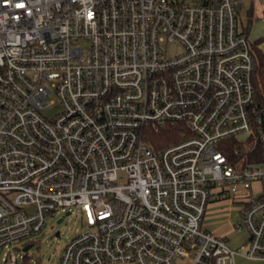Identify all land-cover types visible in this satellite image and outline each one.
Returning a JSON list of instances; mask_svg holds the SVG:
<instances>
[{
    "label": "built area",
    "instance_id": "built-area-1",
    "mask_svg": "<svg viewBox=\"0 0 264 264\" xmlns=\"http://www.w3.org/2000/svg\"><path fill=\"white\" fill-rule=\"evenodd\" d=\"M241 4L0 0L7 264L50 213L75 208L91 209L95 228L74 236L58 264L264 259V81ZM174 43L182 51L171 54ZM53 93L61 110L50 117ZM167 125L181 139L156 146L148 132ZM231 197L235 228L248 231L238 248L204 226L209 204Z\"/></svg>",
    "mask_w": 264,
    "mask_h": 264
},
{
    "label": "rangeland",
    "instance_id": "rangeland-1",
    "mask_svg": "<svg viewBox=\"0 0 264 264\" xmlns=\"http://www.w3.org/2000/svg\"><path fill=\"white\" fill-rule=\"evenodd\" d=\"M253 6V9L256 11H261L264 16V0H242L241 4V17L245 20L247 9ZM240 28L242 25L240 23ZM260 48L264 53V40L260 42ZM170 53L180 52L182 51V47L179 43H174L169 46ZM49 104L51 105L48 109L45 110V114L47 116H53L57 112L61 110V104L58 102V98L55 93H53L48 98ZM54 102V103H52ZM243 137V136H242ZM127 181V176L124 171L119 173V183L123 184ZM237 198L231 197L229 199L217 201V208L222 206L224 209V215L227 219L234 225L236 222L241 221L240 215V204L237 203ZM212 203L209 204V207ZM206 212V218L204 222L209 221L210 219L216 218L217 215H210V208ZM218 211V210H217ZM215 211V212H217ZM209 213V216H208ZM208 216V217H207ZM64 217L62 222H58L60 218ZM94 217L92 210H78L73 209L71 214L66 215V211H60L57 213H50L47 219V223L44 229L35 237L32 242L33 246L29 251L25 252L23 248L25 247L24 241L21 243V249L16 250L17 253V264H58L60 254L64 246L70 242V240L76 236L77 234L84 233L88 230L94 229L93 225ZM206 228L207 224L204 223ZM59 232V235L56 233ZM245 234L248 235V231L246 228L242 230H238L235 228L234 235L235 238L240 239ZM8 248H4L0 252V264H7L3 260V256L5 251ZM28 254V258H24V256ZM126 264H134V263H126Z\"/></svg>",
    "mask_w": 264,
    "mask_h": 264
},
{
    "label": "crops",
    "instance_id": "crops-1",
    "mask_svg": "<svg viewBox=\"0 0 264 264\" xmlns=\"http://www.w3.org/2000/svg\"><path fill=\"white\" fill-rule=\"evenodd\" d=\"M251 7L253 6H250L246 11L245 20L242 19L241 14H240V23L242 25L243 30H244V26L247 25L248 12ZM253 12L256 18L250 25V28L248 29L247 34L249 35L250 39L254 43L256 40L264 37V16L262 15L261 11H256V9H253ZM219 203L221 204V201ZM217 205H218L217 201H214L209 207L210 215H213V214L217 215L218 213L220 214L216 216V218L210 219L209 221L204 222L205 224H207V227H208L207 229L215 232L216 234L224 236L229 242V244L234 248H238V247H241L242 245H245L248 240V235L245 234L240 239L235 238V236L233 235L235 232V225L237 222L234 225H232L231 222L224 215V210H223L224 208L222 206H220V208H217L216 207ZM208 216H209V213H208ZM235 264H264V259L250 258L241 252L236 255Z\"/></svg>",
    "mask_w": 264,
    "mask_h": 264
},
{
    "label": "trees",
    "instance_id": "trees-1",
    "mask_svg": "<svg viewBox=\"0 0 264 264\" xmlns=\"http://www.w3.org/2000/svg\"><path fill=\"white\" fill-rule=\"evenodd\" d=\"M255 14L253 12V8L251 7L249 9L248 12V22L247 25L244 26V30L246 33H248V29L250 28V25L252 24V22L255 20ZM264 40L263 38H260L258 40H256L253 43V47L255 50V54H256V60H257V73H258V78L260 82L264 81V53L262 51V49L260 48V42H262ZM181 130L182 128L180 126H171V125H167L166 127L160 128L158 130H151L148 132V138L150 139V141H152L153 144H155L156 146H165V145H169L173 142H177L181 139L182 135H181ZM251 145L250 146H245L243 147L244 149L249 148V149H253V144L256 143L255 139L251 140V142H249ZM258 148V147H257ZM28 254L26 253V255L24 256V258H28Z\"/></svg>",
    "mask_w": 264,
    "mask_h": 264
},
{
    "label": "water",
    "instance_id": "water-1",
    "mask_svg": "<svg viewBox=\"0 0 264 264\" xmlns=\"http://www.w3.org/2000/svg\"><path fill=\"white\" fill-rule=\"evenodd\" d=\"M68 214H71V211H67V212H66V215H68ZM63 219H64V217L60 218V219L58 220V222H62ZM56 234L59 235V232H57ZM32 246H33V244H28V245H26V246L24 247V251H25V252L29 251L30 248H31Z\"/></svg>",
    "mask_w": 264,
    "mask_h": 264
}]
</instances>
